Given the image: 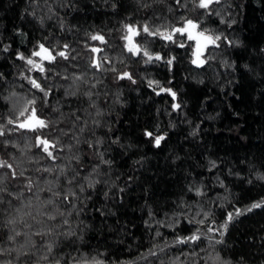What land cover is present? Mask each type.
<instances>
[{
	"label": "trees",
	"instance_id": "obj_1",
	"mask_svg": "<svg viewBox=\"0 0 264 264\" xmlns=\"http://www.w3.org/2000/svg\"><path fill=\"white\" fill-rule=\"evenodd\" d=\"M197 3L0 0V159L13 165L0 173L3 187L17 197L9 206L5 194L0 220L14 219L10 227L20 233L8 231L15 237L8 240L0 230V264H77L82 257L103 264H208L217 255L228 264H264V209L221 227L234 207L243 210L264 197V181L256 179L264 173V0H221L211 16L201 15L206 10ZM185 19L202 21L197 31L223 33L233 46L222 40L220 48H208L201 67L191 63L195 42L179 34L174 39L185 48L159 37L145 43L143 33L134 37L153 55L175 57L170 66L145 65L146 58L123 47L125 25L170 32ZM96 34L107 43L91 40ZM39 43L69 59L41 61V73L17 58L37 59L31 53ZM96 60L101 70L92 67ZM124 71L136 83L116 78ZM31 79L50 89L42 113L43 94ZM160 87L175 91L176 100L157 95ZM34 97L37 114L49 124L44 136L58 142L54 160L35 147L37 132L18 128L25 120L20 111ZM145 131L166 139L157 148ZM13 170L25 178L12 180ZM197 228L200 241L175 244Z\"/></svg>",
	"mask_w": 264,
	"mask_h": 264
},
{
	"label": "snow or ice",
	"instance_id": "obj_2",
	"mask_svg": "<svg viewBox=\"0 0 264 264\" xmlns=\"http://www.w3.org/2000/svg\"><path fill=\"white\" fill-rule=\"evenodd\" d=\"M176 3L181 4V0H176ZM220 3H221V0H198V3L195 6L198 9L206 10L205 12L201 13V15L211 16L215 12V9L212 6L218 5ZM215 14L219 15V13H215ZM181 19H183V17H181ZM200 23H202V21ZM200 23L194 22L192 19H185L182 26L175 27L170 32H161L159 30L152 31L147 24L143 25L142 29H137V28L133 27L132 25H125L124 27L126 29L127 34H125L121 37V39L126 41V43L123 45V47L132 56L141 57L142 59L146 58V59H143V63L145 65L150 64V63H154L155 61H163L167 65L170 66L173 64L175 57L165 58L159 54L153 55L147 48L141 47L140 44L134 42V37H140L141 33H143V34H145L143 36V40L145 43H151L152 42V41L148 40V37H159L160 39H162L164 41H168L170 44L175 45L176 47L185 48L186 45L183 41H181L178 38L174 39V37H176V34H179V36H186V39L188 41H194L195 42V50L192 54L194 58L191 60V63L193 65H196L197 67H201L208 62L206 59L201 58L202 56H204V53L208 48H210V47L220 48V46H221L220 42L222 40L226 43L227 46H233L234 42L231 40H228L227 36H225L223 33L214 35V34L209 33L207 29L197 31V29L200 28ZM220 23L226 24L228 27H231L232 22L226 21L223 18H221ZM90 39L93 41H100L101 43H104V44L107 43L104 36L99 35V34L92 35L90 37ZM63 47H64V49H68L69 45L64 44ZM38 49H39L38 51L32 52L31 56L40 57V59L42 61H48L49 63H51L57 59V56L62 57L64 60L69 59V55L65 51H59L54 56L52 54V52L49 50V48L45 47V45L43 43L38 44ZM4 51H7V48H4ZM91 51L93 53H98V52H102L103 49L93 47L91 49ZM262 51H264V50H262ZM210 55H211V53H209V56ZM17 58L20 60L26 59V63L28 65H32L34 68H37L41 73H43L45 71V69L42 65L36 64L33 59L26 58L23 54H19L17 56ZM72 59H75V57L73 56ZM103 60L107 61L108 63H111V61L107 60V57H104ZM92 67L96 68L97 70H101L103 65H102L100 60H96L92 64ZM111 71L115 72L116 69L112 68ZM0 75H2V74H0ZM116 78L119 80L127 79V80L131 81L132 83H136L135 79H133V75L128 71L118 73ZM29 82H30L31 87L33 89H36L38 92L43 94L42 96L39 97V99L42 101V107H41V113H42L43 108L45 106H47V104H48L47 98L50 94V89L46 90L44 87H42L41 83H39L37 81V79H31ZM148 84H149V86H152L153 84H156L158 86V81L149 80ZM160 93H167L171 96V98L173 100H176L177 93L175 91H173L171 88L160 87V90H159V92H157V95H159ZM36 102H37V100L35 97L33 99L28 100L27 106H25V108L22 111H20L19 115L21 117H25V120H24V122L19 123L18 128L19 129H28V130H31L33 132H37L38 135L36 137L35 147L40 152H42L43 154H46L47 158L54 160L56 157L54 156L53 150L57 148L58 142H52L44 136L42 130L48 129L49 124H48V122H46L45 119L41 118V116L37 114V108L35 107ZM29 108H30V114L25 116V113L29 112ZM172 108H173V110H180L181 104L180 103H173ZM76 119H79V117H76ZM13 123H14V121L12 119L8 120V124H13ZM4 135H5V133L2 129V127H0V137H2ZM144 135L146 137H148L150 142H152L153 145L157 148H159L161 146L162 141H164L166 139L165 135L154 134L153 131H145ZM193 135H195V133H193ZM3 144H4V150H7L9 147V142L3 141ZM11 146L15 147V145H11ZM100 155L102 156L103 153H101ZM103 162L109 163L108 161H103ZM212 167L213 168L216 167L215 162H212ZM3 168L13 169V165L11 163H8L6 160L0 159V169H3ZM44 171H51V169L45 168ZM4 176H5V173H0V217L6 215V209L3 207V205L5 204V194H7V196L10 197L7 200V204L9 206L12 205L13 199H17V197H14L8 189L3 187V184H4L3 177ZM20 178H25L24 172H21L19 174V177L17 176L15 170H13L11 172V179L12 180H18ZM27 179H28V183L25 185V187H27L29 190H31V187H32L31 180H30V178H27ZM256 179L259 181H264V173L258 174ZM71 182L72 181L69 180V183H71ZM251 182L252 181L249 180V183H251ZM91 186L92 185L90 184L89 187H91ZM81 191H83V188H81ZM200 194L201 193L198 191L197 195H200ZM64 199L67 200L68 197L65 196ZM49 203H51V201H49ZM257 209H264V197H261L259 200L251 202L250 205L247 206L243 210L234 207L233 211H229L227 213L225 222L223 225H221V227L226 230L228 227V224L234 222L236 220V218H238L242 215H245L247 213H251ZM17 211L18 212L20 211L19 206H17ZM48 219L54 220L55 216L50 215V216H48ZM15 223H16V221L14 219L0 220V230L5 231V234L7 235L8 240H13L15 238L13 235H8V231L15 232L14 227H10V226L15 225ZM64 223L66 224L67 221H64ZM189 223H192V221H189ZM199 223L203 224L204 221L201 220V221H199ZM207 231L208 232H214L215 230L213 228L209 227L207 229ZM36 234L40 235L41 233H36ZM220 234L223 235L224 232H221ZM15 235L19 236L20 233L15 232ZM68 235H72V233H69ZM156 235L159 236L160 233L157 232ZM201 235L202 234L200 232V229L197 228L195 230V232L190 236L178 237L175 240V244L187 245L189 243H196L197 241L201 240ZM0 243H2V241H0ZM217 243H220V241H217ZM48 250H49V252L52 251L51 245L48 246ZM161 251H163V249H161ZM2 254H3V251H2V249H0V255H2ZM149 254L152 256L156 255V253L152 250H149ZM47 258L48 257H44V259H47ZM9 264H10V262H9ZM57 264H59V261H57ZM77 264H103V261H100L98 259H90L88 257H82L81 261H78ZM208 264H228V262L221 261V258L217 255L216 257L209 256Z\"/></svg>",
	"mask_w": 264,
	"mask_h": 264
},
{
	"label": "rangeland",
	"instance_id": "obj_3",
	"mask_svg": "<svg viewBox=\"0 0 264 264\" xmlns=\"http://www.w3.org/2000/svg\"><path fill=\"white\" fill-rule=\"evenodd\" d=\"M34 60V62L36 63V64H39V65H41V59H40V57H37V59H33ZM30 67L32 68V69H37V68H34L32 65H30Z\"/></svg>",
	"mask_w": 264,
	"mask_h": 264
}]
</instances>
